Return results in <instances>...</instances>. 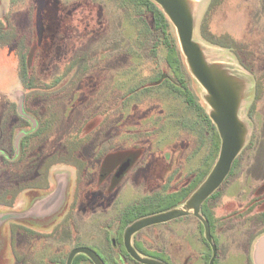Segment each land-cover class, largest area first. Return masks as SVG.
Returning <instances> with one entry per match:
<instances>
[{
	"label": "rangeland",
	"instance_id": "rangeland-1",
	"mask_svg": "<svg viewBox=\"0 0 264 264\" xmlns=\"http://www.w3.org/2000/svg\"><path fill=\"white\" fill-rule=\"evenodd\" d=\"M215 1L193 0V39L243 80L247 136L200 213L214 264H250L264 234V0ZM164 19L143 0H0V264L38 232L63 258L80 244L108 254L112 229L180 208L204 181L220 139ZM133 244L168 264L211 257L193 216Z\"/></svg>",
	"mask_w": 264,
	"mask_h": 264
},
{
	"label": "water",
	"instance_id": "water-1",
	"mask_svg": "<svg viewBox=\"0 0 264 264\" xmlns=\"http://www.w3.org/2000/svg\"><path fill=\"white\" fill-rule=\"evenodd\" d=\"M150 1L158 6L176 30L180 51L188 71L205 91L203 100L209 107L208 117L218 133L220 148L210 172L184 204L180 208H171L135 220L125 230L124 245L130 256L141 264H164L139 255L130 243L131 237L144 228L193 216L202 224L204 238L211 247L208 264H214L217 250L212 243L209 223L201 216L200 212L203 203L219 189L229 175L235 159L245 144L247 127L239 118V108L244 95V82L230 68L221 63L209 61L204 55L201 45L193 39V0ZM125 166L120 169L117 177L123 173ZM77 254L87 256L94 264H101L97 256L86 248L74 249L68 255L66 264H72L73 258Z\"/></svg>",
	"mask_w": 264,
	"mask_h": 264
},
{
	"label": "flooded vegetation",
	"instance_id": "flooded-vegetation-1",
	"mask_svg": "<svg viewBox=\"0 0 264 264\" xmlns=\"http://www.w3.org/2000/svg\"><path fill=\"white\" fill-rule=\"evenodd\" d=\"M214 3H216V5L218 6L220 4V1L216 0L215 2H210L211 6L214 5ZM240 50H243V49H240ZM126 164L128 166V162L127 163L125 162L121 167H119L117 174L120 172V169L123 166H125ZM127 166H125V169H127L126 168ZM117 174L115 176L116 179L120 178L123 175L121 173L117 177ZM133 222H130L127 226H125L121 236L118 234V227H117L114 230L112 229L111 237L109 235L105 237V243H106V246L108 248V251H107L108 254L104 253V251L101 249V246H99V245L80 244V245L74 246L66 254V256L64 258H63L62 253H61L62 249H58V248H63V246L62 245H59V246L55 245L57 243L61 244L60 241L57 242L55 240H52L50 238L51 237L50 235L42 236V235H40L38 230H36L35 232H38L36 234L37 236H35L36 238L31 242V245L27 249H25L24 247H21L20 255L17 256L15 263L16 264H66L68 255L74 249L86 248V249H89L90 251H92L97 256V258L99 259L101 264H141V263L135 261L130 256V254L127 252L125 245H124L125 230ZM209 227H210V224H209ZM202 228H203V226H202ZM139 232H137L136 234H138ZM47 234H49V233H47ZM136 234H134V235H136ZM134 235L131 237L130 243L139 255L154 259V260L159 261V262L164 263V264H168L165 261V259L162 257V255L161 256H152L150 254H146V251H143V249H139L136 246V244H133ZM41 237L44 239L41 240ZM63 245L65 246V244H63ZM78 256H81V257L77 258ZM87 263L88 264H94L87 256H85L83 254H77L76 256H74L73 261H72V264H87Z\"/></svg>",
	"mask_w": 264,
	"mask_h": 264
},
{
	"label": "crops",
	"instance_id": "crops-1",
	"mask_svg": "<svg viewBox=\"0 0 264 264\" xmlns=\"http://www.w3.org/2000/svg\"><path fill=\"white\" fill-rule=\"evenodd\" d=\"M251 247L250 264H264V234L257 237Z\"/></svg>",
	"mask_w": 264,
	"mask_h": 264
},
{
	"label": "trees",
	"instance_id": "trees-1",
	"mask_svg": "<svg viewBox=\"0 0 264 264\" xmlns=\"http://www.w3.org/2000/svg\"><path fill=\"white\" fill-rule=\"evenodd\" d=\"M144 1V4L147 8V10L152 14L153 18L155 19V21H158L159 23L163 24L165 22V19H164V15L162 14L161 10L158 8V6H156L153 2H151L150 0H143ZM222 46V45H220ZM207 117V116H206ZM207 123L211 126L212 123L210 121V119L207 117L206 119ZM32 188V187H30ZM216 193L212 194L211 197H213ZM208 200V199H207ZM206 200V201H207ZM205 201V202H206ZM201 211L203 212V216L206 218V213H205V209H204V204L201 206ZM210 224V222H209Z\"/></svg>",
	"mask_w": 264,
	"mask_h": 264
},
{
	"label": "bare ground",
	"instance_id": "bare-ground-1",
	"mask_svg": "<svg viewBox=\"0 0 264 264\" xmlns=\"http://www.w3.org/2000/svg\"><path fill=\"white\" fill-rule=\"evenodd\" d=\"M197 1V0H196ZM196 3V2H195Z\"/></svg>",
	"mask_w": 264,
	"mask_h": 264
}]
</instances>
